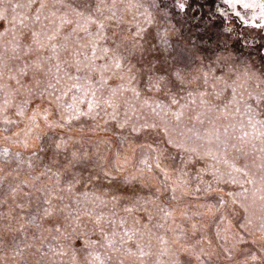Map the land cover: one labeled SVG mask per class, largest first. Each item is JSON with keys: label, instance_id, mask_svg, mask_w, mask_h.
I'll list each match as a JSON object with an SVG mask.
<instances>
[{"label": "clouds", "instance_id": "9594fccd", "mask_svg": "<svg viewBox=\"0 0 264 264\" xmlns=\"http://www.w3.org/2000/svg\"><path fill=\"white\" fill-rule=\"evenodd\" d=\"M0 264H264V0H0Z\"/></svg>", "mask_w": 264, "mask_h": 264}]
</instances>
